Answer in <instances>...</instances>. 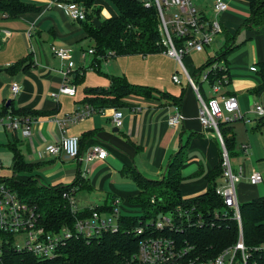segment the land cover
Here are the masks:
<instances>
[{
  "label": "crops",
  "instance_id": "0c3cea01",
  "mask_svg": "<svg viewBox=\"0 0 264 264\" xmlns=\"http://www.w3.org/2000/svg\"><path fill=\"white\" fill-rule=\"evenodd\" d=\"M215 1L194 0L199 13L208 19L213 17ZM249 1L225 0L228 10L220 16L222 44L219 41L217 48L210 46L203 53L185 58V67L193 75L208 59L218 57L230 48L226 58L229 81L224 86V93L235 97L240 110L246 114L245 121L228 126L234 139L231 161L235 170L242 168L244 176L237 186L239 204L264 197V117L250 112L256 104L264 105V29L248 23L251 16ZM25 2L38 6L40 11L17 19H5L0 15V37L5 39L0 49V120L7 115L5 108L10 107V112H16L14 116L33 119V132L30 137H24L20 130L9 131L0 122V180L33 178L46 187L72 185L83 169V156L93 146L100 145L108 156L93 162L83 185L75 187L76 197L78 192H86L81 194L77 208L83 211L91 206L114 207L113 200L118 199V216L136 215L142 211L135 201L141 191L131 177L132 172L160 180L172 157L182 150L183 197L189 199L205 194L211 175L220 166L221 146L213 131L200 124L198 97L188 81L185 79L180 86L173 82L172 77L178 72L176 61L164 53L147 57L126 56L103 60L92 70L95 57L90 54L91 59H88L85 53V44L92 41L87 38L84 25L72 21L66 11L51 4V0ZM53 44L74 50V75L79 69L85 71L79 83L75 82L74 75L72 77L77 89L74 97L60 95L56 100L51 95L58 91L64 80L63 64L51 52ZM91 44L88 50L94 47V43ZM109 75L123 76L133 85L151 87L177 98L185 116L183 124L179 128L169 125L174 103L160 95L153 98L129 96L121 106L90 104L89 99H96L97 95L87 94L86 90L108 89ZM13 83L20 86L15 97ZM204 97L209 100L214 96ZM88 106H96V113L69 125L65 134L80 139V158L46 154L47 145L58 143L64 136L54 119H62ZM22 111L30 114L24 115ZM117 111L123 112L120 128L113 123ZM245 145L247 152L242 149ZM11 147L27 164L28 168L22 172L15 171L16 159ZM252 172L263 176L262 184L249 183ZM214 183L218 187L224 185L223 177L215 175ZM112 212L107 214L112 215Z\"/></svg>",
  "mask_w": 264,
  "mask_h": 264
},
{
  "label": "trees",
  "instance_id": "16d2710c",
  "mask_svg": "<svg viewBox=\"0 0 264 264\" xmlns=\"http://www.w3.org/2000/svg\"><path fill=\"white\" fill-rule=\"evenodd\" d=\"M66 1L81 3L87 7L86 20L80 23L84 25L87 38L94 43L95 60L90 69H97L99 63L106 60L109 55L112 60L118 57L136 55L147 57L164 53L158 10L155 6L147 8L144 0H110L119 11L118 17L98 23L95 18L99 16L100 10L95 11L93 8L96 0ZM249 3L251 16L248 23L264 29V0H250ZM39 11L38 6L25 0H0V15L5 19H17ZM229 51L230 48L222 55L208 59L196 73L191 75L192 78L196 81V78L219 60L227 61ZM84 72V69L76 71L75 82L79 83ZM224 74L229 76V73L221 69L210 71L208 76L210 83L215 84ZM109 79L108 89L86 90L87 94L97 95L96 99H89L90 104L99 102L100 106H121L123 100L129 96L153 98L160 95L171 100L174 105H180L177 98L151 87L133 85L123 76L109 75ZM9 109L10 107L5 108V114L16 115L15 111L10 112ZM22 113L30 114L28 111ZM229 125L231 124L219 123V130L231 157L230 150L234 139ZM11 148L15 153V171H24L28 168L27 164L20 158L18 151L14 147ZM181 153L182 150L172 157L166 173L160 180H150L137 171L132 172L131 177L141 191L135 201L140 204L142 211L136 215L119 216V229L116 232L106 233L90 243L82 238L69 240L66 246L59 249V255L53 260H42L32 254L8 250L0 259V264H56L65 261L70 264H139L135 256L141 240L148 236L160 235L171 237L179 249H188L186 257L188 260H207L218 256L237 241L239 232L237 221L224 215L223 200L216 194L218 186L214 183L215 175L223 177L222 149L220 166L217 172L211 175L207 192L189 199H185L181 191L183 180L181 168L184 162L183 158H180ZM1 182L12 188L22 199L35 205L41 223L50 230H57L66 225L73 226L77 218L90 213L87 208L74 214L63 199L65 192L83 185L84 180L80 174L75 183L68 186L46 187L33 178L17 177L5 178ZM154 196L157 198L156 204L151 203ZM98 209L108 213L113 211V206H98ZM179 210L189 212L187 221H181V218L175 222V228H167L163 231L153 229L159 214L176 216L175 212ZM240 213L246 245L254 254V260L264 264V252L257 250L264 245V197L240 204ZM142 228L143 232L139 233V229Z\"/></svg>",
  "mask_w": 264,
  "mask_h": 264
},
{
  "label": "built area",
  "instance_id": "2783aa9c",
  "mask_svg": "<svg viewBox=\"0 0 264 264\" xmlns=\"http://www.w3.org/2000/svg\"><path fill=\"white\" fill-rule=\"evenodd\" d=\"M147 8L155 6L160 18V32L162 37L164 54L180 64L190 87L196 92L199 101V122L206 130L213 131L222 149V168L224 185L216 188L225 206L224 215L230 216L238 223L239 232L237 241L221 254L207 260H188V249H179L171 237L148 236L141 240L135 260L139 264H260L254 260V254L246 245L240 204L237 199V186L243 176L242 168L235 170L229 152L225 146L223 137L219 130V123L233 124L238 121H245L246 114L240 110L238 100L235 97L227 96L224 93V86L229 81V76L224 74L215 84L209 81V72L221 69L229 73L225 60H219L213 64L209 70L200 75L202 83L208 84L213 92L211 99L206 100L200 91L195 79L187 71L184 59L188 56L203 53L210 47L218 35L223 32L220 16L228 10L225 0H216L213 5V17L206 18L199 13L194 0H144ZM51 4L58 5L66 11L67 15L74 22L85 21L87 17V7L81 3L51 0ZM170 12V13H167ZM9 33L6 37H8ZM5 39L0 37V49ZM52 54L62 62L61 73L64 76L63 83L58 91L51 95L56 100L60 95L74 97L77 93L76 86L72 82V77L76 69L74 60V50L59 45L51 46ZM89 54H94V49L89 50ZM111 57L106 59L110 61ZM252 70H255L253 68ZM184 74H175L172 80L175 84H182ZM20 92L18 83H13L12 93L15 97ZM174 114L169 117V125L179 128L184 120L179 105H174ZM97 109L92 106L78 109L72 114H68L62 119L55 118L54 121L60 126L64 136L58 143L47 145L45 153L52 157L64 156L68 159H78L81 156L80 139L74 136H66L69 125L77 124L95 114ZM259 117H264V105L256 104L250 111ZM0 122L9 131L22 132L24 137H30L33 132V119L26 116H14L8 113ZM53 122V121H52ZM113 123L117 128L123 125V112L117 111L113 117ZM243 151H248V146H242ZM108 152L100 145L93 146L82 158L84 162L80 176L87 179L91 171V164L97 160H105ZM2 164L0 162V170ZM248 181L252 185L263 182V176L258 172H252ZM76 188L63 194V199L74 214L80 210L77 208ZM152 204L157 203L154 196ZM119 200H114L113 214L109 215L101 212L98 206H91L90 213L77 218L73 226H63L57 230H50L41 223V218L37 212V207L22 199L18 193L0 180V259L8 250L13 252L28 253L42 260H53L56 258L61 247L66 246L69 240L82 238L90 243L93 239L99 238L106 233H113L119 229L118 208ZM84 211V210H83ZM176 216L170 214H159L154 222L155 231H163L167 228H175V222L188 220L189 212L179 210ZM185 216V219L183 217ZM143 228L139 229V233ZM257 250L264 252V245ZM228 256V259L226 258Z\"/></svg>",
  "mask_w": 264,
  "mask_h": 264
},
{
  "label": "rangeland",
  "instance_id": "374dc122",
  "mask_svg": "<svg viewBox=\"0 0 264 264\" xmlns=\"http://www.w3.org/2000/svg\"><path fill=\"white\" fill-rule=\"evenodd\" d=\"M94 10H100V13H99V16L95 18V20H97V23L98 22H102L103 20H107V19H111V18H115V17H118L119 15V11L117 9V7L110 1V0H96L95 3H94V6H93ZM167 13H170V12H167ZM221 42L222 44V36L221 35H218V37L216 38V40L214 41V43L211 45L212 48H217L219 46V44L217 45L218 42ZM91 42V41H90ZM92 43V42H91ZM91 43L87 42L85 44V50H86V54L88 55V59H91V55L89 54V50H88V47L90 45H92ZM207 50L210 49L209 47L206 48ZM205 52V51H204ZM219 52V50H218ZM194 56V55H192ZM115 59V58H113ZM112 59V60H113ZM186 59H184V65H186ZM176 66H177V70L178 72H176V74H184L183 73V69L182 67L180 66V64L178 62H176ZM183 77V76H182ZM185 79H186V76L184 74V77H183V80L182 82L184 83L185 82ZM196 81H197V85L200 87V90H201V93L203 95H213V92L212 90L210 89V87L208 86V84L206 83H202L201 81V78H196ZM180 86V85H178ZM207 100V99H206ZM233 165V164H232ZM234 169L235 166H233ZM150 179V178H148ZM150 180H153V179H150ZM262 184V183H261ZM83 193H86L85 191H80L78 192V197H76L75 195V198H76V202H77V205H78V202L80 201L81 199V194ZM56 264H70V262L68 261H65V262H62V263H56Z\"/></svg>",
  "mask_w": 264,
  "mask_h": 264
},
{
  "label": "water",
  "instance_id": "95a60500",
  "mask_svg": "<svg viewBox=\"0 0 264 264\" xmlns=\"http://www.w3.org/2000/svg\"><path fill=\"white\" fill-rule=\"evenodd\" d=\"M251 26H252V24H251ZM226 258L228 259V256Z\"/></svg>",
  "mask_w": 264,
  "mask_h": 264
}]
</instances>
